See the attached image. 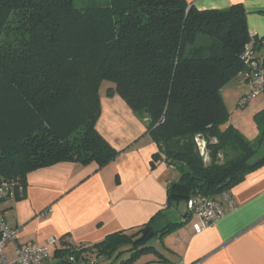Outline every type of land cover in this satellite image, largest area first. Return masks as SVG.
Here are the masks:
<instances>
[{
    "label": "trees",
    "instance_id": "1",
    "mask_svg": "<svg viewBox=\"0 0 264 264\" xmlns=\"http://www.w3.org/2000/svg\"><path fill=\"white\" fill-rule=\"evenodd\" d=\"M199 35L213 39L206 52L193 47ZM260 39L249 33L242 3L199 10L188 0L86 7L75 0H0V182L25 183L29 172L61 161L114 160L120 151L96 127L107 81L106 95L118 93L146 120L154 158L180 172L168 184V205L234 186L264 163L252 161L264 145V107L254 116L258 134L248 139L228 124L222 88L243 74L241 54L249 42L258 51ZM198 135L207 141L209 163ZM176 226L155 231L148 223L63 255L107 256L127 244L125 262H132Z\"/></svg>",
    "mask_w": 264,
    "mask_h": 264
},
{
    "label": "crops",
    "instance_id": "2",
    "mask_svg": "<svg viewBox=\"0 0 264 264\" xmlns=\"http://www.w3.org/2000/svg\"><path fill=\"white\" fill-rule=\"evenodd\" d=\"M188 2L199 10L242 3L252 39L264 38V0ZM257 55L264 58V46ZM100 96L96 127L119 155L104 166L61 161L29 172L24 192L2 203L8 224L21 230L17 243L45 245L55 238L56 244L49 247L51 264H67L72 255H63L65 249L79 250L81 245L99 243L115 233H132L148 223L155 231L176 223L175 228L150 242L152 250L132 262H125L131 255L126 244L111 255H96L98 264H113L112 260L121 264H264V163L226 189L230 201L223 191L213 195L221 201L224 215L196 232L197 216L188 215L183 220L187 209L173 218L171 210L179 203L168 205L167 188L180 173L175 176L176 168L154 158L158 148L147 133L146 120L118 93ZM258 106L253 103L251 108L260 110L264 103ZM228 124L243 131L231 112ZM15 246L10 243L7 247L12 257ZM86 261L79 259L72 264H89Z\"/></svg>",
    "mask_w": 264,
    "mask_h": 264
},
{
    "label": "built area",
    "instance_id": "3",
    "mask_svg": "<svg viewBox=\"0 0 264 264\" xmlns=\"http://www.w3.org/2000/svg\"><path fill=\"white\" fill-rule=\"evenodd\" d=\"M258 43L264 46V39H260ZM241 59L246 65V70L242 74L243 81L250 84V92L244 94L239 102V106L243 107L264 91V65L257 56L256 46L253 42L246 44ZM171 167L173 166L171 165ZM24 188V183L15 180L5 179L0 182V264H51L49 247L56 244V239H49L45 245L32 241L17 243L21 230L19 227L10 226L6 219V211L2 207V203L16 198L24 192ZM223 195L227 201H230V194L227 190L223 191ZM187 213L198 217L199 221L194 224V228L196 232H200L209 224L219 220L224 215V210L221 201L215 196L196 193L187 200ZM183 220H187V217H184ZM10 243H16L13 257L7 252ZM79 259L87 260L86 262L89 264H98L99 262V257L95 255L87 256V259L81 256ZM79 259L73 255L68 257L70 262Z\"/></svg>",
    "mask_w": 264,
    "mask_h": 264
},
{
    "label": "rangeland",
    "instance_id": "4",
    "mask_svg": "<svg viewBox=\"0 0 264 264\" xmlns=\"http://www.w3.org/2000/svg\"><path fill=\"white\" fill-rule=\"evenodd\" d=\"M110 0H75V4L77 7H86L90 5H105ZM213 40V39H212ZM210 37L206 35H199L195 44L193 47L202 48L205 52L209 48V46L213 43ZM109 85V82L105 81L102 83L100 87V92L104 94L106 92V89ZM250 92V84L248 82L243 81V76L238 75L236 78L228 81L222 88V96L224 103L227 104L229 107V111L231 112V117L237 118L240 120V124L242 126V133L248 138V139H254L257 136L258 130L255 124L254 116L258 109H255L256 111H253L254 109L251 108V105L255 103L256 106L260 103H264V92L260 93L259 95L255 96L252 100L248 102L245 106H239V102L241 100V97L244 93ZM261 106V105H260ZM257 108H260L259 106ZM241 117V118H240ZM200 149L202 152V155L204 157V161L206 163L210 162V157L207 155V141L206 139L198 135L197 136ZM214 139H212L213 141ZM215 141V140H214ZM264 156V145L259 150L257 156L254 160H258ZM220 159H225L224 156L221 154ZM175 176L179 175V171L176 169L174 172ZM187 209V200H180L179 204L176 205L174 209L171 210V213H173V218H178L176 215L184 210ZM154 241V240H153ZM152 241V242H153ZM113 264H121L120 261H114L112 260Z\"/></svg>",
    "mask_w": 264,
    "mask_h": 264
}]
</instances>
